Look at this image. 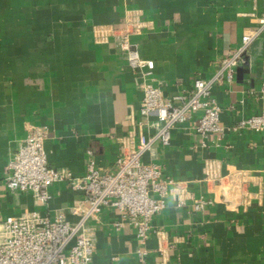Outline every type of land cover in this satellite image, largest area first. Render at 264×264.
Listing matches in <instances>:
<instances>
[{"label":"crops","instance_id":"crops-1","mask_svg":"<svg viewBox=\"0 0 264 264\" xmlns=\"http://www.w3.org/2000/svg\"><path fill=\"white\" fill-rule=\"evenodd\" d=\"M262 13L264 0H0V219L62 211L76 220L69 210L83 196L64 181L49 186L44 206L4 186L5 166L34 127L47 131L48 165L73 176L90 159L100 173L114 171L140 134L154 133L155 117L140 116V78L118 30L133 31L140 57L153 61L151 83L178 99L196 78L212 76ZM263 84L264 32L234 80L212 88L222 133L202 138L192 119L170 130L169 145L143 155L178 182L147 239L127 225L115 229L117 212L103 209L89 221L90 264H264V143L260 133L233 129L264 111ZM198 199L205 202L196 210Z\"/></svg>","mask_w":264,"mask_h":264},{"label":"built area","instance_id":"built-area-1","mask_svg":"<svg viewBox=\"0 0 264 264\" xmlns=\"http://www.w3.org/2000/svg\"><path fill=\"white\" fill-rule=\"evenodd\" d=\"M263 32L264 13L256 28L243 33L239 46L220 59L211 77L196 78L191 90L176 99L165 98L160 87L151 83L153 61L140 57L130 41L133 31L129 27L118 30L119 49L129 69L140 78V116L155 117L154 133L140 134L137 147L116 159L114 171L100 173L90 159L85 173L73 176L48 165L44 148L46 129L30 130L5 166L7 191L30 193L36 204L44 206L51 197L49 186L64 181L83 197L69 210L75 221L67 220L62 211L53 219L38 211L0 219V264H90L94 241L89 221L97 219L103 209L117 212L115 229L130 226L138 241L144 242L151 232V217L165 209L169 192L178 182L163 176L158 164L144 162L143 155L155 144L169 145L170 130L192 119L194 131L202 138L222 133L221 109L212 97V88L234 80L235 69L243 63L247 47ZM260 96L264 100V84ZM238 128L260 133L264 143V111L241 119L233 127ZM204 202L195 200L194 208L199 210Z\"/></svg>","mask_w":264,"mask_h":264}]
</instances>
